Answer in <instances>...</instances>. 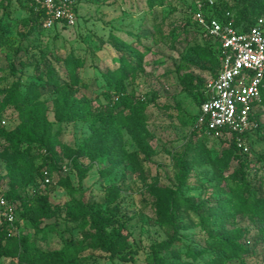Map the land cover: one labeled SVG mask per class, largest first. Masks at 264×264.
<instances>
[{"label": "rangeland", "instance_id": "1", "mask_svg": "<svg viewBox=\"0 0 264 264\" xmlns=\"http://www.w3.org/2000/svg\"><path fill=\"white\" fill-rule=\"evenodd\" d=\"M197 1L81 0L76 25L61 23L24 38L30 31L25 24L30 4L27 0H0V35L5 42L0 43V90L18 80L23 85L35 82L32 68L20 63L21 58H26L24 49L30 45L29 50H34L36 58L43 54L62 60L67 56L80 58L84 62L80 71L82 83L74 95L89 97L98 109L114 93L103 75L117 69L122 58H132V52L139 51L138 75L129 81L127 89L149 104L144 148L124 130L115 157L105 153L78 156L77 151L94 129L84 121L58 122L52 95L44 96L51 124L48 142L54 145L53 150L48 155L47 148L38 144L27 149L29 159L36 160L35 165L41 166L48 155V163L55 168L43 169L51 175L50 184L35 181L20 189L30 203L27 207L21 202L17 206L15 220L20 222L12 235L36 238L46 251L60 249L71 238L81 239L83 233L75 217L68 213V205L95 203L108 214L107 202L116 190L117 214L122 224H126L124 233L130 243L128 260L88 250L82 253L81 264H159L162 258L174 254L177 264H213L218 250L213 238L234 243L236 247L227 251L228 259H223L221 264H264L262 219L236 213V208L223 209L218 221L213 216L211 228H204L194 209L189 210L179 200L190 199L196 207L208 211L217 208L232 195L231 180L238 168L235 161L231 168L219 163L227 145L212 137L203 138L192 130L200 103L207 96L208 84L218 74V67L204 62L197 53V47L207 41V37L201 39L194 24ZM20 46L24 48L17 56L15 50ZM34 46L37 48L33 49ZM13 66L17 70L15 74ZM190 78L198 87H192ZM1 100L0 94V105ZM261 111V126L250 138L253 159L250 172L264 197V185L259 184L264 175V161L260 160L264 157V108ZM4 116L6 124L0 120V126L8 129L20 126L29 131L23 125V115L15 108H0V119ZM4 148L0 142L2 193L10 189L11 182ZM15 163L23 176L27 164L24 160ZM62 180L78 192L70 195ZM42 194L49 197L54 214L51 219L38 217L37 199ZM23 213L26 218L22 217ZM171 237L177 242L172 248L165 245ZM155 255L159 259L157 263ZM4 263L15 264V261L5 259Z\"/></svg>", "mask_w": 264, "mask_h": 264}, {"label": "trees", "instance_id": "2", "mask_svg": "<svg viewBox=\"0 0 264 264\" xmlns=\"http://www.w3.org/2000/svg\"><path fill=\"white\" fill-rule=\"evenodd\" d=\"M27 1L31 7L29 18L25 21V24L29 26L30 31L25 34L24 38L32 35L37 30L44 31L41 26L43 12L35 10L31 5L32 0ZM149 1L150 3L154 2V0ZM205 9L207 17H214L221 22L231 19L239 32H247L260 18L264 17V0H237L235 4L230 0H217L213 7L207 6ZM227 13H230L232 18H228ZM194 24L197 26L200 37H207L206 43L197 47V53L204 62L216 65L219 74L222 68V58L218 52L219 44L199 27L196 19ZM185 32L187 33L188 30H185ZM0 43H5L1 35ZM23 48L20 46L15 50V55L18 56ZM30 48V45H28L24 49L26 58L24 60L21 58L20 63L26 68H32L35 82L23 85L18 80L9 87L0 90L2 95L1 110L8 107L15 108L23 115V125L29 127V131L25 132L20 126L13 129H8L3 125L0 126V142L5 145L4 151L9 160L11 176L10 189L2 193L0 188V200L4 199L14 204L16 210L19 204L22 203L21 205L27 207L30 203L27 197L22 195L20 189L26 185L30 186L31 182L39 181V183H43L45 172L43 169L45 167L52 168V166V169L55 168L47 161V156L53 150L54 145H49L51 141L48 142V130L51 124L47 118V100H43L44 96L52 95L55 118L58 122L76 123L84 121L90 123L94 129V133L77 151L78 156L79 154L86 156L94 153L97 155L105 153L108 157H115L114 155L120 149L119 139H122L124 130L128 131L141 148H144V134L147 131L146 126L149 121L147 114L148 102L141 100L134 94H130L127 89L129 81L138 75V65L136 63L140 61L139 51L132 52V58H122V62L117 69L103 75L106 84L113 88L111 90H114V93L110 94L111 99L108 103L96 109L89 97H76L74 95L79 92V86L82 83L80 71L84 67V62L80 58L67 56L62 60L57 56L49 58L44 54L36 58L34 50L30 51ZM32 48L36 49L37 47ZM27 54L29 55L27 56ZM58 63H60V66H58ZM12 70L13 74L17 72L15 66ZM190 80L192 87H198V85H194L193 78H190ZM261 94L262 100L257 104L254 113L255 119L259 122V128L261 126V110L264 108V82ZM201 96H203V93H201ZM206 99L207 96L203 98L200 107ZM198 115L195 116L192 127L193 132L200 134L203 138H210L211 136L205 133L203 128L197 126ZM5 117L0 120H6L7 117ZM254 133L256 131L244 136L249 146L248 153H244L238 146L237 135L235 134L228 135L226 139L214 138L227 145V148L222 152L219 163L231 168L234 161L238 162V168L233 173V179L231 180L232 195L229 198L221 201L217 208L211 211L196 207L190 199H179L181 203L190 208L189 210L194 209L193 211L199 215L204 228H211L214 223L213 216H216L218 221L223 209L232 211L233 208H236V213L248 214L251 217L262 219L264 222V197L261 196L262 192L255 183L256 177L250 172L253 162L250 157V150L252 149L250 138L253 137ZM35 144L45 146L48 151V155L45 156L41 166L35 165L34 161L36 160L29 159V149L27 147L30 148ZM21 160H24L28 167L23 176L19 175L20 172L18 173L19 170H17V164L15 163ZM260 160L264 161V157H261ZM259 184L264 185V175L260 177ZM62 185L65 186L70 195L78 192L65 180H62ZM116 197V190H114L107 202L108 214H105L102 207L95 203L68 205V213L75 217V223L83 229L82 238H71L64 242L62 248L57 250L46 251L38 245L36 238H31L27 234L12 235L6 225L0 226V264H8L4 263L5 259L14 260L15 264H81L83 260L82 253L88 250H98L112 256L118 255L122 260H128L130 243L128 236L124 233L126 224H122L117 214L119 204H115ZM37 204L36 211L39 218H53L54 214L51 210L48 195L42 194L37 199ZM22 217L26 218L24 213ZM19 222L20 220L16 221L15 225H19ZM43 238L44 241L47 240L46 234ZM213 240L216 244V247H214L218 249L213 264H221L223 259H228L226 256L227 251H233L236 247L231 242H223L216 238H213ZM175 243L177 242L171 237L165 242V245L172 248ZM191 255L197 256L194 253H191ZM155 259L157 263L159 260L157 255H155ZM177 262L178 259L174 254V257L162 258L159 264H177Z\"/></svg>", "mask_w": 264, "mask_h": 264}, {"label": "built area", "instance_id": "3", "mask_svg": "<svg viewBox=\"0 0 264 264\" xmlns=\"http://www.w3.org/2000/svg\"><path fill=\"white\" fill-rule=\"evenodd\" d=\"M81 0H32L37 12H43L41 26L50 29L57 24L77 23V9ZM216 0H198L195 14L199 27L218 42L222 68L208 84L207 99L201 104L197 126L212 138L237 135V144L244 153L249 146L244 138L259 127L254 113L262 100L264 82V17L247 32H239L231 19L221 22L207 17L205 7H213ZM228 18H232L227 13ZM2 124L6 122L3 120ZM51 183V175L44 172L43 185ZM15 205L0 200V226L15 229Z\"/></svg>", "mask_w": 264, "mask_h": 264}]
</instances>
